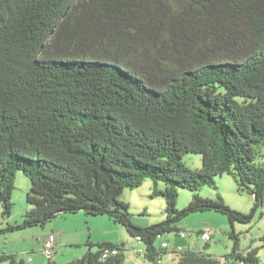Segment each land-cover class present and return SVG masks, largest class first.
<instances>
[{
  "label": "trees",
  "instance_id": "1",
  "mask_svg": "<svg viewBox=\"0 0 264 264\" xmlns=\"http://www.w3.org/2000/svg\"><path fill=\"white\" fill-rule=\"evenodd\" d=\"M188 153L202 156L201 168L184 163ZM19 171L31 181L30 208L7 231L80 212L104 215L160 264L169 249L158 239L181 233L177 223L189 213L214 210L233 227L232 251L221 261L180 248L175 264H264V236L261 247L244 250L234 228L251 216L220 193H196L229 174L254 198L253 212L263 204L264 0H0L7 218ZM147 179L153 196L165 198L167 218L143 228L121 197ZM180 188L194 192L183 210ZM87 244L67 264H125L124 242H99L95 251ZM5 261L16 259L0 254Z\"/></svg>",
  "mask_w": 264,
  "mask_h": 264
},
{
  "label": "rangeland",
  "instance_id": "2",
  "mask_svg": "<svg viewBox=\"0 0 264 264\" xmlns=\"http://www.w3.org/2000/svg\"><path fill=\"white\" fill-rule=\"evenodd\" d=\"M184 163L192 169H199L202 166V156L196 153H188L183 158ZM216 187L203 186L196 191L202 198H216L220 193L224 201L233 209L250 215L248 222H236L234 228L241 236V247L244 250L252 247L262 246V237L264 236V199L263 204L254 212V198L248 193L238 192L237 184L233 176L224 174L217 177ZM163 186V183H160ZM31 181L21 171L15 177V189L13 192V201L15 209L11 217H4L0 205V254H13L16 262L14 264H49L50 260L42 250L41 240L38 236L46 232L47 227H51L54 222H49L45 226H32L22 229L7 231V224L12 226L20 224L23 215L27 211V192L30 190ZM153 181L147 179L144 184L138 188H127L122 194L121 199L130 205L131 218L135 225L139 227H148L160 223L167 218L166 200L163 196H153ZM194 192L186 189H179V198L177 208L183 210L192 200ZM30 208V207H29ZM26 210V211H25ZM70 216V227H78L81 230L76 238L83 241L94 243L92 250L95 251L97 243L104 240L112 242L125 243V264H152L143 253H138L137 249L143 248V243L131 236L126 227L113 222L108 216H87L83 212L79 215ZM89 218H85V217ZM57 222H60L57 221ZM56 222V223H57ZM178 226L185 232L187 237H182L180 233H169L158 239V243L168 242L169 248H179L176 241L184 243V249H192L211 255L221 261L232 251L233 239L230 232L233 230L227 215L214 210L195 211L178 221ZM46 227V228H45ZM86 232L84 234L83 232ZM207 232L211 238L205 240L203 233ZM41 234V235H36ZM37 236V237H36ZM188 244V245H187ZM208 244V246L206 245ZM90 245L83 244L80 249L72 250L65 245H61L57 252H54L58 264H64L70 258V252L81 254L80 250H89ZM259 255L264 262V248H260ZM175 253L169 250L163 255L162 264H173ZM178 258V256H177ZM23 260V263L22 261ZM0 264H10L9 261Z\"/></svg>",
  "mask_w": 264,
  "mask_h": 264
},
{
  "label": "crops",
  "instance_id": "3",
  "mask_svg": "<svg viewBox=\"0 0 264 264\" xmlns=\"http://www.w3.org/2000/svg\"><path fill=\"white\" fill-rule=\"evenodd\" d=\"M26 209L27 210L29 209L28 205H27ZM76 215H79V213H77ZM70 216H75V215L74 214H70V215H65V216L58 217V218H56L55 220L52 221V222H54V224L51 225V227H47V228L45 227L46 230H47L46 232H44L42 235L41 234H36V235H41V237L38 236L39 240H41V238L43 239V241L41 242L42 250H43V247H44L45 237L50 232L56 233V247H55V251H54L55 253L57 252L59 247H61V245H65V246L69 247L70 250H72L73 248L80 249L83 244L88 242L87 238L85 240H83V241H81L78 238H76V235H79V233H81V230L78 227H70V226L67 225V223L70 222L69 218H68ZM85 218H89V217L86 216ZM59 220H60V222H57ZM83 233L86 234L85 231ZM103 242H112V241L104 240ZM113 243H117V242H113ZM184 244H185V242L181 244L178 241H176V245L179 246V248H177V249H180V248L184 249V246H183ZM169 247H170V245L168 246V249L171 250V251L177 250L176 248H169ZM87 251L88 250H86V251L80 250L81 254H77L75 252H70L71 253L69 255L70 258H68V260H66L67 262H65L64 264H67V263L71 262L74 259L82 257ZM51 261L54 262L55 264H58V261H57L55 256H53ZM162 261H163V258H162L160 264L163 263ZM176 261H177V254L175 253L174 263L173 264H175Z\"/></svg>",
  "mask_w": 264,
  "mask_h": 264
},
{
  "label": "built area",
  "instance_id": "4",
  "mask_svg": "<svg viewBox=\"0 0 264 264\" xmlns=\"http://www.w3.org/2000/svg\"><path fill=\"white\" fill-rule=\"evenodd\" d=\"M180 235L182 237H186V233L185 232H181ZM203 238L205 240H209L211 238L210 234L207 233V232H204L203 233ZM137 240L140 242V238H137ZM162 246L163 247H168L169 244L168 242L166 241H163L162 243ZM55 247H56V233L54 232H50L47 234V236L45 237V240H44V247H43V251L44 253L47 255L48 259H52L53 256H54V251H55ZM113 254H115L117 252L116 249H112L111 251ZM137 252L138 253H144L145 252V248H140V249H137ZM107 255V253L105 254Z\"/></svg>",
  "mask_w": 264,
  "mask_h": 264
}]
</instances>
